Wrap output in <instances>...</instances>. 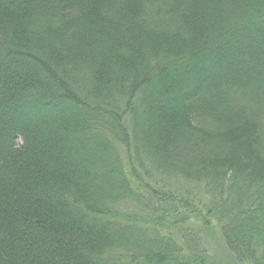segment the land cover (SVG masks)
Segmentation results:
<instances>
[{
	"label": "trees",
	"instance_id": "obj_1",
	"mask_svg": "<svg viewBox=\"0 0 264 264\" xmlns=\"http://www.w3.org/2000/svg\"><path fill=\"white\" fill-rule=\"evenodd\" d=\"M264 264V0H0V264Z\"/></svg>",
	"mask_w": 264,
	"mask_h": 264
},
{
	"label": "rangeland",
	"instance_id": "obj_2",
	"mask_svg": "<svg viewBox=\"0 0 264 264\" xmlns=\"http://www.w3.org/2000/svg\"><path fill=\"white\" fill-rule=\"evenodd\" d=\"M208 240L210 241L209 251L211 252V255L215 257V261L217 260L219 263L231 264L230 262H227L228 254L224 248L223 241L221 240L219 233L215 237H209Z\"/></svg>",
	"mask_w": 264,
	"mask_h": 264
}]
</instances>
